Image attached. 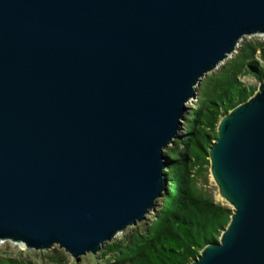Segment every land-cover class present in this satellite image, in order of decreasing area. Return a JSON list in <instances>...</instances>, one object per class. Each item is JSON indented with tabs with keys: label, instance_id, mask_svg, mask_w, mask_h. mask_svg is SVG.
<instances>
[{
	"label": "water",
	"instance_id": "1",
	"mask_svg": "<svg viewBox=\"0 0 264 264\" xmlns=\"http://www.w3.org/2000/svg\"><path fill=\"white\" fill-rule=\"evenodd\" d=\"M255 34L264 0H0V241L78 260L142 221L200 80ZM216 132L230 219L188 264H264V79Z\"/></svg>",
	"mask_w": 264,
	"mask_h": 264
},
{
	"label": "trees",
	"instance_id": "2",
	"mask_svg": "<svg viewBox=\"0 0 264 264\" xmlns=\"http://www.w3.org/2000/svg\"><path fill=\"white\" fill-rule=\"evenodd\" d=\"M242 74L257 82L264 79V41H245L233 58L202 79L197 102L185 113L182 132L164 150L167 185L156 200L155 217L143 231L105 244L101 255L106 257L96 264H188L205 244L218 239L231 208L215 201L198 185V178H206L208 148L219 118L256 89L240 80ZM27 261L70 264L62 252L46 261Z\"/></svg>",
	"mask_w": 264,
	"mask_h": 264
},
{
	"label": "rangeland",
	"instance_id": "3",
	"mask_svg": "<svg viewBox=\"0 0 264 264\" xmlns=\"http://www.w3.org/2000/svg\"><path fill=\"white\" fill-rule=\"evenodd\" d=\"M264 41V35L261 34H255L253 36H244L240 39L239 41V46L236 51L233 52L232 55L226 57L215 69L212 71L206 73L202 79L209 75L217 72L223 64L228 62L231 58L235 56L237 53L239 47L241 44H243L245 41ZM240 80H242L245 84L247 85H254L257 86L258 82L256 81L255 78H253L250 75L247 74H242L239 76ZM200 80V82L202 81ZM199 84L196 87V97L193 99L189 100L187 102V107L188 106H194L197 102V97L199 95ZM187 111V110H186ZM184 121V119H183ZM182 132V129L178 131V134ZM175 138V140H177ZM174 143L169 144L166 149H168L170 146H173ZM165 149V150H166ZM207 172H206V178L204 175L200 176L198 178V185L205 191L209 192L212 194L213 198L215 201L221 202L222 204L228 206L229 208L231 207L226 200H224L218 193L217 186L214 184L213 179L210 176L209 173V165L207 166ZM158 207H155L154 210L146 214V217L142 221L136 222L134 225L128 226L125 228V231L123 233L118 234L115 236L110 242L113 241H120L123 239H126L128 236H130L134 232H141L143 231L146 226L152 221V219L155 217L156 214V209ZM105 243V244H108ZM104 244V245H105ZM103 245V246H104ZM103 246L101 247L100 251L96 254H91V253H86L82 255L78 260L76 258H73L70 254L65 252L62 248L59 246H52L50 249L46 250H36V249H30L26 248L22 244H16L12 241L8 242H1L0 241V264H26L28 262L27 260L31 262H42L50 259L51 256L56 255L58 252H62L66 255V259L70 264H96L97 261H102L106 257V255H101V250L103 249Z\"/></svg>",
	"mask_w": 264,
	"mask_h": 264
},
{
	"label": "bare ground",
	"instance_id": "4",
	"mask_svg": "<svg viewBox=\"0 0 264 264\" xmlns=\"http://www.w3.org/2000/svg\"><path fill=\"white\" fill-rule=\"evenodd\" d=\"M23 246H25L23 243H22ZM26 247V246H25Z\"/></svg>",
	"mask_w": 264,
	"mask_h": 264
}]
</instances>
